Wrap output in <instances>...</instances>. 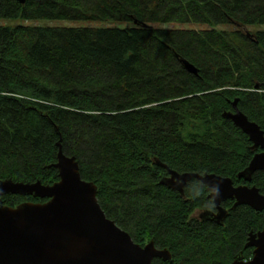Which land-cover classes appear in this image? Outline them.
Masks as SVG:
<instances>
[{
  "label": "trees",
  "instance_id": "1",
  "mask_svg": "<svg viewBox=\"0 0 264 264\" xmlns=\"http://www.w3.org/2000/svg\"><path fill=\"white\" fill-rule=\"evenodd\" d=\"M20 18L111 26H0V182L57 183L60 145L109 219L171 252L153 264L250 260L264 210L229 202L224 225L201 222L206 186L194 179L182 195L160 182L175 171L246 183L238 175L260 150L224 114L237 101L264 131V31H251L264 0H0V19ZM251 186L264 195V172Z\"/></svg>",
  "mask_w": 264,
  "mask_h": 264
},
{
  "label": "water",
  "instance_id": "2",
  "mask_svg": "<svg viewBox=\"0 0 264 264\" xmlns=\"http://www.w3.org/2000/svg\"><path fill=\"white\" fill-rule=\"evenodd\" d=\"M16 1L25 4L28 0ZM183 64L188 72L198 73L190 63ZM233 109L224 118L249 137L253 150H261L238 176L250 181L256 172H264V131L238 109L237 101ZM59 147L57 183L0 182V197L13 194L48 199L15 208L0 202V264H153L155 259L171 262L169 250H158L153 241L145 247L136 244L130 234L106 216L98 202L97 185L83 180L76 158L66 156ZM169 174L160 184L180 194L197 179L213 191L212 198L218 206L227 199H236V206L264 210V195L256 187L236 188L231 179L215 174ZM225 216L226 211L219 208L217 219ZM247 245L254 249L252 259L245 261L238 256L232 264H264V229L250 234Z\"/></svg>",
  "mask_w": 264,
  "mask_h": 264
},
{
  "label": "flooded vegetation",
  "instance_id": "3",
  "mask_svg": "<svg viewBox=\"0 0 264 264\" xmlns=\"http://www.w3.org/2000/svg\"><path fill=\"white\" fill-rule=\"evenodd\" d=\"M260 150V149H259ZM260 152H261V150H260ZM260 152H258V153H260ZM239 176V175H238ZM168 177H170V174H169V171H168V175L167 176H165L164 178H168ZM239 178V177H238ZM253 178V177H252ZM252 178H251V180L250 181H245L244 179H241V180H244V182H246L245 184L244 183H242V184H236L232 179V182H233V186L234 187H240V186H247V187H249V188H252V187H255V186H251L252 185ZM240 179V178H239ZM197 180V179H196ZM193 181V180H192ZM191 181V182H192ZM198 181V180H197ZM191 182H189L188 183V185H187V187H185V189H184V192H185V190L188 188V186H189V184L191 183ZM198 182H200V181H198ZM201 184H203L202 182H200ZM204 185V184H203ZM204 186H206V185H204ZM207 187V190L209 191V193H208V199L212 202V207L209 205L208 207H206V208H201V209H197L195 212H194V214L192 215V219H196V220H198V221H201V222H214V223H216V224H219V225H224V223H225V221H226V219L229 217V209L228 208H226L225 207V204L226 203H229V202H231L232 203V210H235V209H237L238 207H240V206H236V202H237V200L236 199H227L226 201H224V202H222L221 203V205L220 206H218L217 204H216V202H215V199L214 198H212V194H213V191H211L209 188H208V186H206ZM182 195H184V194H182ZM1 198V197H0ZM0 202H1V200H0ZM3 203V202H2ZM24 203H26V202H24ZM34 203H36V202H34ZM4 205V204H3ZM5 206V205H4ZM247 207H249V206H247ZM219 208H222V209H224L225 211H226V216H225V218L223 219V220H219V219H217V215L219 214ZM249 208H251V207H249ZM252 210H254L253 208H251ZM255 211V210H254ZM249 239V238H248ZM247 244H248V241H247ZM246 244V247H248V245ZM157 248V247H156ZM250 248V247H249ZM158 249V248H157ZM253 249V248H252ZM158 250H160V249H158ZM253 251H254V249H253ZM245 260V259H244ZM245 261H247V260H245Z\"/></svg>",
  "mask_w": 264,
  "mask_h": 264
},
{
  "label": "rangeland",
  "instance_id": "4",
  "mask_svg": "<svg viewBox=\"0 0 264 264\" xmlns=\"http://www.w3.org/2000/svg\"><path fill=\"white\" fill-rule=\"evenodd\" d=\"M0 26L10 27V28H14L17 26L51 27V28H56V27L84 28V27H108L111 25L106 23L76 22V21H53V20L26 21L20 18L15 20L0 19ZM251 31L252 32L264 31V26H257L255 28H252Z\"/></svg>",
  "mask_w": 264,
  "mask_h": 264
},
{
  "label": "bare ground",
  "instance_id": "5",
  "mask_svg": "<svg viewBox=\"0 0 264 264\" xmlns=\"http://www.w3.org/2000/svg\"><path fill=\"white\" fill-rule=\"evenodd\" d=\"M252 122V121H251ZM257 124V123H256ZM168 168V167H167ZM175 172V171H174ZM2 202V201H1Z\"/></svg>",
  "mask_w": 264,
  "mask_h": 264
}]
</instances>
